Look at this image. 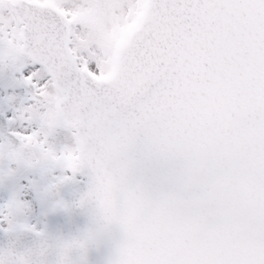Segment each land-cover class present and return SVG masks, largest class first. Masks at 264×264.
<instances>
[{
  "label": "snow or ice",
  "instance_id": "snow-or-ice-1",
  "mask_svg": "<svg viewBox=\"0 0 264 264\" xmlns=\"http://www.w3.org/2000/svg\"><path fill=\"white\" fill-rule=\"evenodd\" d=\"M0 86V264H264V0H0Z\"/></svg>",
  "mask_w": 264,
  "mask_h": 264
},
{
  "label": "water",
  "instance_id": "water-1",
  "mask_svg": "<svg viewBox=\"0 0 264 264\" xmlns=\"http://www.w3.org/2000/svg\"><path fill=\"white\" fill-rule=\"evenodd\" d=\"M3 127H5V123L2 122L0 119V129H2ZM61 224L67 225L68 222L62 221ZM69 224L80 226V228L82 229L87 224V217L77 213L72 217V220L69 222ZM115 239H118V233L114 234V236L110 239H105L99 245V247L91 248L88 253L89 264H104L105 258L112 251L113 241ZM2 243H3V236L0 235V244Z\"/></svg>",
  "mask_w": 264,
  "mask_h": 264
},
{
  "label": "rangeland",
  "instance_id": "rangeland-1",
  "mask_svg": "<svg viewBox=\"0 0 264 264\" xmlns=\"http://www.w3.org/2000/svg\"><path fill=\"white\" fill-rule=\"evenodd\" d=\"M7 93H8V90L3 88L2 86H0V98H3L5 95H7ZM0 106L4 109V113L7 116L11 115V113L7 110V107L3 103H0ZM21 182H23V181H21ZM0 195H2V193H0Z\"/></svg>",
  "mask_w": 264,
  "mask_h": 264
}]
</instances>
